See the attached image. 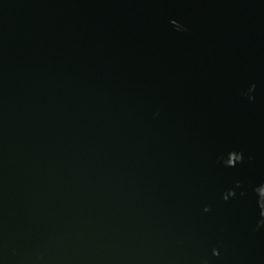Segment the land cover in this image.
<instances>
[{
  "label": "water",
  "instance_id": "obj_1",
  "mask_svg": "<svg viewBox=\"0 0 264 264\" xmlns=\"http://www.w3.org/2000/svg\"><path fill=\"white\" fill-rule=\"evenodd\" d=\"M0 264H264V0H0Z\"/></svg>",
  "mask_w": 264,
  "mask_h": 264
}]
</instances>
